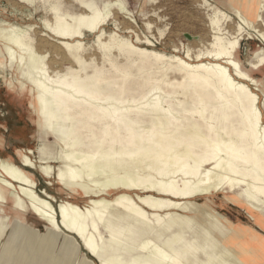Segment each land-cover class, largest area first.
<instances>
[{
    "label": "bare ground",
    "instance_id": "obj_1",
    "mask_svg": "<svg viewBox=\"0 0 264 264\" xmlns=\"http://www.w3.org/2000/svg\"><path fill=\"white\" fill-rule=\"evenodd\" d=\"M78 1L93 11L69 16L71 21H68L54 7L55 25L48 22H45V25L49 33L60 40L59 43L68 54L69 62L82 65L83 78L72 69V65L66 73L58 71L50 75L44 62L46 56L35 50L34 42L28 32L14 29L8 24H0V41L3 42L8 56L6 64L0 62V70L14 71L17 68L21 89L24 90L28 84L31 85V91L34 93L32 108L39 117L43 135L51 136L54 143L61 146V156L58 159L62 167L57 173L58 182L74 194L89 198V203L85 211L78 204L69 201H62L59 203V208L55 209L53 196L45 192L42 194L44 197H41L35 191L37 184L29 170L25 169L37 170V166L20 152L22 167L10 159L0 162V203L6 202L4 191L11 192L13 189L20 191L24 197L31 199L29 202L31 204L27 206L24 200L15 198L16 210L26 213L29 208L56 230L74 235L82 248L92 258L98 259L100 264L109 263L100 250L99 228L102 224L107 227L106 229L114 225L113 219L110 218L114 213L132 222L130 224L132 231L138 228L168 234L177 226L185 229V226L204 220V216L198 217L200 212L209 213L211 220L216 223L226 224L229 223L226 219L204 209L194 200L217 193H233L235 190L242 191L241 198L232 200L247 204L253 213L262 212L261 208L264 206L263 112L259 106V96L251 89V85H256L257 82L244 73L236 61L238 42H224L221 35L219 36L221 32L219 23L215 22L213 25L216 33L212 44L216 49L201 51L195 59L190 56V50L184 60L177 55L167 56L154 49L132 43L117 44L118 47L125 46L127 53L138 56L141 62L168 65L164 74L166 77H169L171 70L174 69L168 63L182 68L184 73H188L191 82L181 88L192 87L194 86L192 84L196 85L204 80H214V87L218 90L216 99L220 104L214 105L208 114H206V106L202 105L198 108L197 119L191 120L187 117L183 119L184 117L178 116L179 112L174 113V110L185 109L181 105L183 103L177 105L178 103L166 101L165 104L163 102L165 98L155 96L160 92L159 86H152L149 93H144L142 100L149 98L151 94L152 98L145 103L139 102L141 104L129 97V100H116L111 96L115 83L108 80L109 83L102 85V81L105 80L102 79L101 72L87 65L81 58L80 52L83 50L82 40L86 33L96 35L95 44L101 49L112 50L113 45L103 42L107 37L104 26L112 13L109 8L102 13L92 1ZM112 6H115V3L110 4V7ZM121 10L124 11V7ZM236 13L240 19H243L239 10ZM197 42L201 45L203 40L199 38ZM144 44L153 47L148 40L144 41ZM15 48L20 49L23 54H18ZM25 53L33 63L35 62L34 65L40 66L39 77H32L29 71L21 67L26 60ZM1 58L3 56L0 54V60ZM259 64L264 65V58L254 65V68H258ZM232 70L234 73L231 72ZM12 85L13 82H10L9 87ZM115 87L117 88V85ZM103 91L107 96H101L100 93ZM232 108L237 109L239 124L243 127L242 131L234 128L236 138L227 131V126L222 125L228 120L227 110ZM142 121L144 125H139L141 132L137 125ZM95 124L101 128V137L98 135L100 138L91 140L90 145L82 149L84 140L82 141L78 133L79 126L92 129V133L96 134L93 130ZM136 128L141 132L140 134ZM125 141L129 149L119 151L120 157L116 160L118 158L116 151L114 153L116 158H113L114 145H124ZM105 147L106 150L101 154L96 153V149ZM125 158H129L130 162ZM96 160H101V163H95ZM119 169L120 171L125 169V172L122 171L124 175H118L122 174L118 173ZM52 170V166L48 163L42 167L46 176H50ZM110 191H116L118 194L113 200L108 199ZM173 211L193 214L194 217L185 215L181 218L173 214ZM8 226L9 224H3L0 228V236L7 232ZM21 233L22 229H19L13 238L15 243ZM112 233L114 235V229ZM250 233L255 235L253 232ZM177 235L180 237V234ZM178 236L173 235L175 242L180 240ZM153 242L146 241L141 245L140 252L148 256L142 264H204L195 260L199 246L197 243L182 242L179 244L180 248L172 247L173 249L168 250L169 246L165 248L164 244L165 247ZM33 244V240L27 237L25 250H32ZM193 245L197 247L194 248L195 250L191 249ZM224 259L222 261L221 258L220 260L213 258L205 264L221 262L226 264ZM7 262L2 258L0 264ZM137 263H140L139 259ZM89 264H93V261Z\"/></svg>",
    "mask_w": 264,
    "mask_h": 264
},
{
    "label": "rangeland",
    "instance_id": "obj_2",
    "mask_svg": "<svg viewBox=\"0 0 264 264\" xmlns=\"http://www.w3.org/2000/svg\"><path fill=\"white\" fill-rule=\"evenodd\" d=\"M87 1H92L102 13L108 8L110 9L112 16L104 26L107 37L103 39V42L113 45V48L110 51L101 49L95 44L96 35L86 33L82 40L84 46L80 56L87 65H91L94 69L97 68V72H101L102 79L105 80L102 81V85H105L106 82L115 83L111 94L114 99L129 100L132 98L131 100L135 99L138 104L145 103L152 98V94L149 95V98L142 100L143 94L149 93L152 86H159L160 92L155 96L165 98L163 101L165 104H167L166 101L174 104L178 103L177 105L183 103L181 105L185 107L184 110H174V113L179 112V117H184L183 119L187 117L191 120L192 118L197 119L198 108L202 105L206 106V114L210 113L214 105L220 104V101L216 99L218 90L214 87V80H204L196 85L192 84L194 85H191L192 87L185 88L191 80L188 73H184L182 68L177 67L176 64L168 63L174 69L171 70L170 76L166 77L164 74L168 65L141 62L138 56L129 55L127 48L122 45L132 43L136 46L154 49L167 56L177 55L184 60H186L188 50H190V56L195 59L201 51L216 49L212 44L216 33L213 24L218 22L221 29L219 36L221 35L224 42H238V50L235 53L236 61L243 72L257 82L256 85H251V89L259 96V106L263 112L264 123V65L260 66L259 64L258 68H254V65L264 58V0ZM113 3H115V6L110 7V4ZM54 7L68 21H71L69 16L93 11L79 3L78 0H0V24H8L13 26L14 29L28 32L29 37L34 42L35 50L46 56L44 62L50 75L58 71L66 73L72 65V69L83 78L82 65L69 62L68 54L59 43L60 40L51 35L45 25V22L55 25ZM122 7L125 9L124 11L121 10ZM237 10L240 11L243 19L237 16ZM185 34H189L193 38L199 37L203 40V43L199 45L197 41H188L185 39ZM147 40L152 43L153 47L144 44V41ZM118 43L122 44L121 47L117 46ZM15 50L18 54H23L20 49L15 48ZM0 52L3 56L0 62L6 64L8 56L1 41ZM25 56L26 62L23 61L21 67L23 66L29 71L32 77H39L40 66L38 64L34 65L35 62L33 63V60L28 58L26 53ZM0 72V162L10 159L22 167L20 152L37 166V170L24 169L29 170L28 172L32 174L33 180L37 184L35 191L41 197H44L42 194L45 192L53 196L55 198L53 202L55 209L59 208V203L62 201H69L78 204L85 211L89 198L74 194L58 182L57 173L62 167L58 159L61 156V146L56 145L51 136L43 135L39 117L32 108L34 93L31 91V85L28 84L26 89H21L20 74L17 68L14 71L5 69L4 71L0 70ZM231 72L234 73L233 70ZM10 82L14 84L12 87H9ZM209 84L210 86L213 84L214 88L210 87ZM181 86L185 87L181 88ZM198 87L201 88L198 89ZM100 94L102 97L107 96L105 91ZM227 113L228 120L223 122L222 125L227 126V131H230L232 136L236 138L234 128L238 131L243 130L242 125L239 124L240 119L237 109L232 108L227 110ZM141 124L144 125V122L138 123L137 126ZM93 127L96 134L92 133V129L79 126L78 133L81 135L82 141L84 140L83 146H81L82 149L89 146L91 140L95 141L101 137L100 126L95 124ZM138 128L141 129L140 126ZM138 128H136V131L140 134L142 130L139 132ZM126 143L125 141L124 145H114L116 149L114 147L113 154L116 151L115 154L118 158L115 154L113 158L119 160V151L129 149V145ZM104 150H106V147L96 149V153L100 152L101 154ZM125 160L130 162L129 158H125ZM100 161L96 160L95 163H101ZM46 163L53 168L50 176H46L42 171V167ZM117 171L122 173V171L125 172V169ZM114 173L118 174L117 172ZM123 173L118 175H124ZM4 192L6 202L0 203V228L4 223L9 224V226L7 232L0 236V263L4 258L5 262L9 261L7 264H89L90 261H93V264H100L98 259L92 258L82 248L74 235L71 236L65 231L56 230L45 221H42L29 208L26 213L15 209L14 202L18 197L21 201L24 200L27 206L31 204L29 203L31 202L30 198L26 196L25 198L23 193L21 194L20 191L15 189L11 192L8 190ZM240 192L242 191L217 193L207 197H198L194 200L204 209L218 214L229 223H216L211 220L212 217L209 213L200 212L198 217L203 218L204 216V220L185 226V229L177 226L174 229L175 232L171 231L174 234L156 233L157 231L150 229L138 228L132 231L130 225L132 222L127 221L124 216L119 217L115 213L112 217L109 215L114 221V225L110 226L112 230L110 228L106 229L107 227L103 224L99 228L101 233L99 239L101 238V241L98 240L100 250L104 253V259L109 264H136L139 259L140 263L137 264H142L148 258L146 253L140 252L141 245L146 241H155L153 243L158 245L164 244L165 248L169 246L168 250H170L169 248L173 249L172 247L180 248L181 245L179 244L182 242H194L199 245L195 260H199L204 264L213 258L214 260L225 258L226 264H262L264 261V206L261 208L262 212L253 213L247 204L235 201L241 198ZM109 193V200H113L118 195L116 191H110ZM172 213L181 218L185 215L194 217L193 214H183L175 211ZM206 222H209V224L207 225ZM19 229H22V233L15 243L13 238ZM113 229L114 235L112 233ZM249 231L255 233V235ZM177 234H180V237ZM173 235L178 236L182 241L175 242ZM27 237L33 240L34 244L32 250L26 251ZM12 239L13 244H11ZM168 242L169 245H167ZM238 246L239 248H237ZM8 248L9 253L6 254ZM194 248L197 247L193 245L191 249Z\"/></svg>",
    "mask_w": 264,
    "mask_h": 264
},
{
    "label": "water",
    "instance_id": "obj_3",
    "mask_svg": "<svg viewBox=\"0 0 264 264\" xmlns=\"http://www.w3.org/2000/svg\"><path fill=\"white\" fill-rule=\"evenodd\" d=\"M185 36V39H187L188 41H192V40H199V38L197 37V38H193L192 36H190L189 34H185L184 35Z\"/></svg>",
    "mask_w": 264,
    "mask_h": 264
},
{
    "label": "crops",
    "instance_id": "obj_4",
    "mask_svg": "<svg viewBox=\"0 0 264 264\" xmlns=\"http://www.w3.org/2000/svg\"><path fill=\"white\" fill-rule=\"evenodd\" d=\"M258 234V233H257ZM258 235H260V234H258ZM260 236H262V235H260ZM262 264H264V261H263V263Z\"/></svg>",
    "mask_w": 264,
    "mask_h": 264
}]
</instances>
